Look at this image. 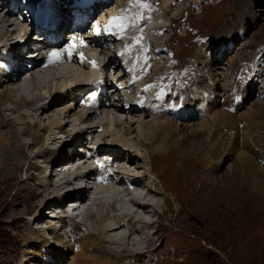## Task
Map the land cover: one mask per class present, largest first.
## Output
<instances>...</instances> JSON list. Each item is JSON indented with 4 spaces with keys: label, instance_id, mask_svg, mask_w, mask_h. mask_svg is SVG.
<instances>
[{
    "label": "rangeland",
    "instance_id": "rangeland-1",
    "mask_svg": "<svg viewBox=\"0 0 264 264\" xmlns=\"http://www.w3.org/2000/svg\"><path fill=\"white\" fill-rule=\"evenodd\" d=\"M124 1L128 2V0H114V3L111 1L112 7L115 2L121 3ZM149 1L152 6L159 8V15L150 25L152 28L156 26L158 28L165 27L164 29H166L162 38L163 41L160 42L163 47L156 48L158 46L156 43L161 39H154L155 47H152V55L156 56L158 53L163 54L164 52V55L170 60L168 69L171 67L183 68L180 76H178V73H170L171 79L167 84H170L176 75L175 82L180 81L181 85H186L181 86L183 91L180 92H185L187 95L193 90L189 87V85H192L190 79L194 80L197 76L199 80L196 79L194 83L211 87L215 79L216 82H220V85H224V77L230 75L233 79L235 73L243 70L240 77L246 82L250 83L252 81L244 72L246 70L251 73V69L247 68L242 62L255 59L264 61V54L263 58H260L261 53H257L264 49V0ZM164 6H168L167 11ZM136 7L138 6L136 5ZM135 8L126 6L127 11L139 13L134 10ZM146 12H149V10ZM178 23L182 24L179 28L177 27ZM187 24H190V27L196 33L193 30L190 31L186 26ZM220 28L221 32L219 33ZM148 29L150 30L149 25ZM150 34L147 30L146 36ZM127 39L128 36L122 37L123 42ZM212 45L217 48H210ZM164 47L166 48L163 49ZM134 50L139 52V49ZM162 58L163 56L158 59ZM231 65L233 66L232 69L230 68ZM194 68L197 69L195 76ZM254 69L262 75L263 80L259 82L261 85L264 84V65L254 66ZM199 70L203 73L198 72ZM165 72L167 73V71ZM75 76L82 77V79L88 78L82 69H77ZM54 78V76L49 78L43 89L37 91L38 94L42 95L39 97H46L42 102V104L45 103V108L49 105L47 95L50 90L58 89L60 85L69 81L66 77L59 80ZM71 79L73 80V78ZM252 83L253 81L249 84L250 87H253L252 96L250 95L249 99L244 100L246 108L255 104L259 93L264 90V85L260 89L261 85L258 82ZM176 85L174 84L172 88L175 89ZM217 90L219 94L222 93L221 96L225 93L223 88ZM245 91L243 90V92ZM71 98H64L61 102L44 109V112L39 111L38 114L34 111L32 113L26 107L21 112L24 113L26 121L49 126L51 119H48V117L51 114L56 115L60 112V118H62L63 113L69 111L67 105L70 106ZM224 99L219 97L216 101L222 102ZM37 100L38 97L31 101ZM195 101L199 110L197 98ZM190 103L193 106L192 102ZM5 106L9 107L10 104L6 103ZM193 107L195 108V106ZM118 109V106H114L108 110L111 116H116L120 120L118 125L106 128L115 137L112 143H118L119 140H127L128 144L130 140L133 142L132 134L123 133V129L128 126L131 129L129 133L138 130L141 136H146V125H149L150 116H141L140 113H137L138 115L134 113L126 115ZM55 110H58V112ZM77 111L79 110L76 108L68 115L66 113V120L74 121V114ZM39 113H43L42 116ZM29 114L33 116L35 114L36 117ZM4 117L7 118L8 116L4 115ZM10 117V119L17 118V121L19 119L16 113L10 115ZM108 117L102 119L106 123L105 126L108 124ZM180 118L181 120L180 122L177 121V124L182 130L181 136H190L192 133L201 130L198 126L199 121L194 115L189 119L181 116ZM20 124H16L17 129L22 126ZM99 124L102 126L101 123ZM103 129L106 132V129ZM224 132V129L213 131L203 149H197L199 145H196V155L194 153L182 154L180 146L173 141L167 142L164 149L160 146L162 140L149 143L144 149H142V145L139 148L140 144L138 142H134L137 144L136 148H139L138 154L143 159L141 163L143 170L140 173L146 174V171L147 173L150 171V160L152 159V166L155 167L153 169L159 181L163 184V191L167 197L161 194L155 195L154 198H157L156 201H158L156 202L158 204L155 207V213L153 216H147L149 219L147 218L146 222L150 220L152 223L149 228L150 237L145 239L146 235H144L146 242L141 247L143 249L144 246L147 247L142 257H147L144 260L149 261L148 264H264V193L256 192L253 189L255 171L251 167L245 166L247 169L239 165L233 166V168L230 167L234 163L230 158L225 157L227 148L222 147L223 145L218 142L220 135ZM52 133H54L52 136L58 135L65 139L66 134L59 133V135L57 131ZM101 133L102 131L97 128L93 136ZM82 136L84 138L89 137V142H93L92 135L86 133ZM23 140H26V138ZM253 142L256 148L264 154L263 110L260 113V126L255 131ZM53 146L49 145V148ZM126 146H121L122 153L127 150ZM0 147L8 149L9 157V162L5 164L8 165L7 169L0 168V264H41L36 259L29 261V258L33 255L30 253V246L35 242L36 235L41 237L42 231L47 228L45 226H49V222H37V224L29 225L27 218L23 217H28L29 214L32 216L35 212L33 207L37 209L39 207L37 204H40L39 201H42L43 198L38 196L32 200L29 187L33 183L28 180L25 181L16 169L19 166V161L28 156L27 152L29 151L25 148L21 150V146L18 145ZM210 150L213 152L208 154L207 152ZM37 164L42 167L46 166L45 162L39 159ZM40 169L37 172V169H32L31 172L38 174ZM53 173H55V170ZM229 174L235 175L237 178L231 179ZM150 179L153 181V176H150ZM34 188L36 194H38L39 188ZM47 204L51 203L48 201ZM47 210H43L44 216H46V219H51V210ZM94 210H97L96 206ZM23 211L26 212V216L21 215ZM58 228V232L63 236L62 239L68 242L64 237H69V233L62 234L64 229L60 230V226ZM48 238L49 236L46 242L51 245L52 240ZM128 248L132 249L130 246ZM25 255L30 257L23 261ZM72 257L71 253L65 252L64 259L58 264H72L74 261ZM111 260L116 264H130V261L125 258L118 259L116 255H112Z\"/></svg>",
    "mask_w": 264,
    "mask_h": 264
},
{
    "label": "bare ground",
    "instance_id": "bare-ground-1",
    "mask_svg": "<svg viewBox=\"0 0 264 264\" xmlns=\"http://www.w3.org/2000/svg\"><path fill=\"white\" fill-rule=\"evenodd\" d=\"M54 3V10L61 18L62 22L64 19H66L68 13L64 10L66 1L62 0L61 3H58V1L54 0ZM124 9H126V6ZM164 9L167 11L168 6H164ZM1 13L2 12L0 10V46L2 49L7 48L11 50L12 46H15L16 44V42H12L14 39L10 38L15 33V29L13 28L12 24L7 22L5 16ZM132 14H134L135 17L136 12L127 11L125 13L126 16H130ZM137 24L139 25L140 23L137 22ZM149 28L150 30L148 27H146L143 34L146 35L147 30L150 34L151 30L156 29L154 27L152 28L150 23ZM221 28L218 30L219 33L221 32ZM127 32L128 30L123 33L122 37L128 36L125 35ZM135 34L139 35V31H136ZM34 39L36 38L34 37ZM127 41H129V39H127ZM161 41H163L162 38L160 41H156V45L160 44ZM133 43L136 42L133 41ZM26 44L28 46L34 44L32 43L31 37L26 41ZM210 48L214 49L217 47ZM35 54V57H37L39 54L38 51H36ZM32 61V58L27 61L22 60V64H24V62L25 64H21L20 67H26V64L32 63ZM165 63L166 59L154 60V65L152 67L153 77L147 78L149 82H151L153 78L156 81H163V79H165L167 76V73L164 71ZM126 64H128V62H126ZM230 68L232 69L233 66L231 65ZM76 70L77 68L75 66H64L58 69H47L45 72L39 75L38 83H32L30 81L19 82L16 77L8 79L0 77V83L6 82V84L0 87V146L13 147L18 145L21 146V150L25 148L29 151L27 152L28 156L19 161V166L16 168L17 173L19 172V175L23 176L25 181L28 180L30 183H33V185L29 187L32 200L38 196L43 198L42 201H39L40 204H37V206L39 205L37 209L36 207H33V210L35 211L34 214L32 216L29 214L28 217L23 218H27L29 225L34 223L37 224V222H49V226H45L47 228H45V231H42L41 237L40 235H36V240H34L35 242L31 244L30 253L33 255L31 258H29V261L31 259H36L41 264H58L64 259L65 252H68L73 255L72 258L74 261L72 264H116L111 260L112 255H116L118 259L125 258L127 261H130V264H148L149 261L144 260L147 259V257H142V254L147 249V247L144 246V249L141 247L145 244V239L150 237L149 228L151 227L152 223L150 220L146 222L148 218L147 216H153L155 213V207L158 204L156 202L158 201H156L157 198L155 199L154 196L161 194L166 197L164 194L165 192L163 191V184L159 181L158 176L153 169L154 166H152V159L150 160V171L148 173L146 171V174L140 173V171L143 170V166L141 165L143 159L142 156L138 154V150L142 146V149H144V147L148 146L149 143H156L162 140V144L160 143V146L162 149H164V147L167 145V142L170 143V141H173L180 146V152L182 154H195L196 145H199L197 149H203L207 144V141L210 139L213 131L224 129L225 132L220 135L218 142L219 144L223 145L222 147L227 148L225 157L230 158L234 163V165L231 164L230 167L233 168V166L235 167L236 165L241 167H251L253 171H255L253 189L256 192L264 193V154L256 148L253 142L255 131L260 126L261 110L264 111V98L260 99L258 97L255 104L250 105V107L247 106L246 108L244 100L250 97V95L253 93V87H250L249 84L246 86V91L244 90L245 92H243V90L241 91L242 97L240 93L234 96H229L228 88L232 80V76L230 77V75H227V78L224 77V85H220V82H216V79L214 80L215 82L211 87L203 86L201 84L197 85L195 89V97L199 103V110H196L193 106H191V103L181 106L182 97H169L168 99L171 104L168 106H171V109L173 108L172 110L169 111L167 108H163L162 113L159 115H153L151 112V115H145V117L150 116V120L148 122L149 125H146V136H141L138 130L136 132L133 131V133H129L131 129L128 126L126 129H123V133H127L128 135L132 134L134 138L133 142L130 140V143L128 144L127 140H119L118 143H112L115 137L111 135L109 130L106 128L108 126L113 127L119 124L120 120H118L116 116L110 115L108 117V124L106 126L104 124L101 126L99 121L91 118L90 115L84 116L80 111H77V113L74 114V121H70V119L66 120L68 113L73 112L76 109V104L73 100L74 94L71 89L73 88V90H82L89 83V80H92L94 74L91 72L90 74H87V79H82V77L75 76ZM26 71L27 69L25 72ZM147 72L148 74L151 73V69L149 67ZM198 72L203 73L200 70ZM52 76H54L57 80L64 79L66 77L69 81L64 80L67 82L60 85L58 89L53 91L50 90V93L47 95L49 103L47 108L55 105V103L57 104L61 102L64 98L69 99V97H72L70 99L71 103H69L70 101L68 102L70 106L67 105L69 111L64 112L63 115L65 114V116L62 115V118H60V112L56 115L51 114L48 117V119H51V121H49V126L26 121L24 113L22 114L21 112L23 108L26 107L27 109L31 110L32 113L34 111L36 114H38L39 111L44 112V109H47L45 108V103L42 104L46 97H39L42 95L38 94L37 91L43 89L46 83H48L49 78ZM71 78H73V80ZM218 88L224 89L223 91H225V93L223 96H221L222 93L219 94L217 90ZM157 93L161 94L160 92ZM162 93L163 95L161 98L167 95L165 91H162ZM213 94L215 96H213ZM259 94L264 95V90ZM36 97H38V100L32 102L31 100H35ZM219 97H223L225 99L222 102H218L216 100H218ZM6 103H9L10 106L6 107ZM157 104L159 107L161 106L159 103ZM146 106H148V104H146ZM177 107L179 108L178 113L182 118L189 119V116L192 117L193 115L197 118L199 121L198 126L201 128L199 132L196 131L190 136H181L182 130L177 124V119L175 117V109ZM186 107H189L190 110H188ZM55 111L58 112V110ZM15 113L18 114V121L16 120L17 118L10 119L12 117H10V115H14ZM189 113L190 115H188ZM42 114L43 113H39L41 116ZM140 114L141 116H144L143 113ZM4 115L8 117L5 118ZM29 115L33 116L32 114ZM17 123L22 124L19 129L16 128ZM99 127L102 128V133L93 136L96 132V129ZM103 128L106 129V132ZM53 130L57 131L58 134H66L65 139L58 135L52 136L54 134L52 133L54 132ZM86 133L88 135H92L93 143L103 142L104 145H106L103 148L104 150L112 152L113 157L114 154H116L120 161L124 162V164H127L128 172L120 173L122 177H118V173L115 172H111V175L107 173L105 174L103 169L96 168L91 164V162H88V160L85 161V157L79 156L77 146L78 144H83V141H86V138L82 136ZM23 136H25L24 138H26V140H23ZM134 142H138L140 147L136 148L137 144ZM49 145L54 146L49 148ZM70 146H73L74 151L77 150L73 155H69L67 151V148ZM121 146L127 147V150L124 153H122V150H120ZM6 149L7 148L4 149L0 147L1 169H7L8 167V165H5L9 162L8 149ZM212 152L213 151L210 150L207 153L211 154ZM76 157L84 162L82 163L80 161L81 166L77 167L74 172L71 174H65V172L62 171H55V173H53L54 170L61 169V167L64 168L69 163H73ZM38 159L43 160L46 166H38ZM114 161L118 160L114 159ZM85 163L86 168L91 167V170L95 171V173L103 174L102 180L103 182L106 181L107 184L101 186V190H95L86 186L74 188V186L78 183H82L77 179L82 178V175L86 174L85 171L76 172L81 169L82 165ZM131 166L134 168L131 169ZM41 167L42 169H40ZM32 169H37L36 172L40 169V173H32ZM73 174L76 175V178H69V176H72ZM58 175H60V177L57 179V183L53 184V179ZM128 175L133 179L135 188L131 193L126 194L129 196V199L125 200L118 188H115L113 181L117 180L118 184H122L124 182H122L121 178H123L126 184H128L132 181L129 179ZM229 175L231 176V179L237 178L235 175ZM86 176H88L91 182L93 181L91 175L86 174ZM150 176H153V181L150 179ZM34 187L39 188L38 194H36ZM64 189H70L65 193L66 199L69 200L67 201V204H72L73 202H76V200L80 201V213L82 216V219L78 225H72V228L69 231L70 238L66 236L64 237V239H67L68 242L64 241L62 239L63 236H61V234L58 232V227L60 226L59 224L63 222L62 219L58 216V214L53 213L51 215V213L54 211L50 209V206L54 202H56L57 205L64 203L63 201L60 203L58 200H55L58 197V192ZM104 191H108V195L102 202L98 200V195H102ZM76 197L77 199H75ZM48 201L51 204H47ZM95 206L97 207V210H94ZM112 208H114L118 213H114ZM45 209L51 210V219H46V216H44L43 210ZM99 209L100 211H98ZM25 213L26 212L23 211L21 215L26 216ZM82 227H84V230L80 231ZM60 230H62V228H60ZM66 232H68V228H66L62 234H66ZM144 235H146V238ZM48 236V239L52 240L51 245H48L49 243L46 242ZM128 246H130L132 249L128 248ZM28 257L26 255L23 256V261H26ZM54 260H56L55 263Z\"/></svg>",
    "mask_w": 264,
    "mask_h": 264
},
{
    "label": "snow or ice",
    "instance_id": "snow-or-ice-1",
    "mask_svg": "<svg viewBox=\"0 0 264 264\" xmlns=\"http://www.w3.org/2000/svg\"><path fill=\"white\" fill-rule=\"evenodd\" d=\"M130 5H137L139 6L142 10L143 9H150V5L147 3V0H128ZM127 12V9H121L120 13L117 16L109 18L108 24L104 26L103 31L106 32L109 35H116L118 38H122L123 33L129 28V27H136L137 22L142 18V13H136L135 17H128L125 15ZM140 31H143V29H140ZM95 33L99 35L101 33V28H96ZM134 42H139L142 40V36H135L132 38ZM88 46L86 41L82 36L79 35H72L70 41L67 42V44L59 49H52L48 52L47 54V62L45 63V67L49 65H54L58 64L63 61V58L66 56L68 62H74V53H76V49L79 47H86ZM131 45H126L125 46V52L121 53V55H124L127 53L130 49ZM78 61L80 64L85 63V57L82 53L77 54ZM89 63L92 65L93 69H97L98 65L95 61H89ZM135 64H133L131 70H135ZM147 69L144 71V75H147ZM142 78V77H139ZM138 77H133V82L135 79H139ZM152 85H146L143 91H148ZM163 93L157 96V99H160L162 97ZM96 102V92L92 91L88 96H87V103L85 106L87 107H92L94 106ZM81 103H84L82 101ZM99 167H103L102 164H99Z\"/></svg>",
    "mask_w": 264,
    "mask_h": 264
}]
</instances>
